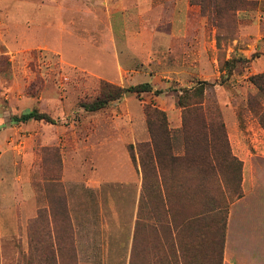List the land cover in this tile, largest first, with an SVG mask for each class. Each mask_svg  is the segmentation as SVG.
<instances>
[{
  "label": "rangeland",
  "instance_id": "374dc122",
  "mask_svg": "<svg viewBox=\"0 0 264 264\" xmlns=\"http://www.w3.org/2000/svg\"><path fill=\"white\" fill-rule=\"evenodd\" d=\"M31 1L30 17L0 15V264H129L133 248L137 264H219L223 220L221 264H264V239L246 234L264 198L244 192L242 175L239 186L236 163L264 153L260 137L252 143L264 136V0ZM231 59L247 62L229 72ZM202 82L203 113L187 115V134L216 137L220 169L174 173L176 222L206 213L180 238L195 248L184 258L164 215L145 211L134 242L142 179L132 156L150 141L146 106L165 113L182 154L177 97ZM103 83L152 91L85 111ZM32 110L52 123L12 120Z\"/></svg>",
  "mask_w": 264,
  "mask_h": 264
},
{
  "label": "trees",
  "instance_id": "16d2710c",
  "mask_svg": "<svg viewBox=\"0 0 264 264\" xmlns=\"http://www.w3.org/2000/svg\"><path fill=\"white\" fill-rule=\"evenodd\" d=\"M244 59H231L224 63V68L229 72L236 67V62ZM245 61V60H244ZM247 62V61H245ZM253 80V79H252ZM205 82L199 83L197 86L189 89H183L181 94L177 97V106L183 110V129L181 134L184 135V144L182 154L176 153L172 145V134L167 128L166 115L163 111L153 106L145 107V115L147 118L148 131L150 134V141L140 145L138 149V158L132 156L134 164H137L141 179L142 190L138 206V219L135 225L134 242L137 241L141 227L144 226L142 215L145 211L151 216V220L161 222V217L167 216L165 227L170 236L177 242V256L182 254L185 258L183 248L185 250H194L192 245L189 247H182L179 243L180 238L185 235V230L192 229V234H196L199 226L204 219L205 212L199 211L185 216L184 219L177 223L175 206L173 204V192H171L170 184L173 183V176L176 169L182 167V170H193V173L201 174L209 173L215 175L219 173L220 161L217 159V140L216 137L203 136L197 139L193 134L188 136L186 127V117L188 114L203 113V99L205 93ZM152 87L148 83L139 84L132 87L122 88L119 86L103 83L99 95L91 102L83 103L81 107L87 112H96L105 108L109 103L121 99L127 94L149 93ZM158 93L161 91H157ZM14 122L26 123L30 120L45 121L52 123L50 117L41 114L36 110L22 114L20 117H13ZM264 128V124L260 122ZM206 128V126H204ZM204 141V143H203ZM234 160V159H233ZM231 159V161H233ZM223 162V161H222ZM239 166L238 177L239 186L241 184L242 162L236 159ZM196 174V173H195ZM183 187L181 186V190ZM236 194V193H234ZM240 195L238 194L237 197ZM154 231L156 226L151 225ZM225 230V220L220 227L221 245L219 247V264L222 259V243ZM136 240V241H135ZM184 250V251H185ZM176 257V256H175ZM180 257H177V260ZM129 264H137V250L133 248ZM184 264V263H183Z\"/></svg>",
  "mask_w": 264,
  "mask_h": 264
},
{
  "label": "crops",
  "instance_id": "0c3cea01",
  "mask_svg": "<svg viewBox=\"0 0 264 264\" xmlns=\"http://www.w3.org/2000/svg\"><path fill=\"white\" fill-rule=\"evenodd\" d=\"M16 2H20L19 7L16 6ZM31 4V0H10V4L9 6H7L8 8L2 9L6 14L0 11V15L4 18H6L7 16L10 18H14V20L17 18L30 17L32 15L30 13L33 10V6ZM40 5L43 6V4ZM39 11L41 12L40 14H44V9H40ZM252 136L254 137L252 138L253 145L259 148L261 145L259 143V139L256 137H260L264 143V136L261 137L260 134L257 135L256 132H253ZM237 157L242 162V187L244 189V192H248V196L254 194L257 198H262V196L264 198V153H250V155H237ZM261 206L262 207L258 209L256 213L252 215L249 214V218H254L255 223L254 228H251L249 231H247L246 234L264 239V204H262Z\"/></svg>",
  "mask_w": 264,
  "mask_h": 264
}]
</instances>
